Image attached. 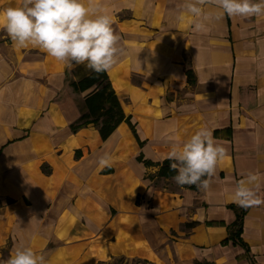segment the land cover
I'll return each instance as SVG.
<instances>
[{
    "label": "crops",
    "instance_id": "0c3cea01",
    "mask_svg": "<svg viewBox=\"0 0 264 264\" xmlns=\"http://www.w3.org/2000/svg\"><path fill=\"white\" fill-rule=\"evenodd\" d=\"M87 2L120 37L106 74L140 144L125 121L104 140L91 123L73 131L90 68L17 48L0 27V260L24 244L47 264H264V203L233 197L254 172L264 199V15L217 19L205 0L196 31L185 0ZM201 128L226 149L207 189L148 179L169 134L183 143Z\"/></svg>",
    "mask_w": 264,
    "mask_h": 264
},
{
    "label": "clouds",
    "instance_id": "9594fccd",
    "mask_svg": "<svg viewBox=\"0 0 264 264\" xmlns=\"http://www.w3.org/2000/svg\"><path fill=\"white\" fill-rule=\"evenodd\" d=\"M205 0H185L184 11L193 17V27L201 31L211 15L202 8ZM217 19L228 16L252 17L264 15V0H214ZM113 19L107 11L93 9L87 0H21L15 6L0 9V27L17 48L38 46L68 66L85 64L93 72L109 70L118 60L122 49L120 37L114 32ZM166 159L176 172L173 179L179 185H197L207 189L208 180L217 161L226 149L217 143L212 132L201 128L183 143L172 134ZM111 156L98 159L100 167L110 166ZM260 177L250 172L234 188V200L242 207L264 203L258 195ZM0 264H47L43 253L21 244Z\"/></svg>",
    "mask_w": 264,
    "mask_h": 264
},
{
    "label": "trees",
    "instance_id": "16d2710c",
    "mask_svg": "<svg viewBox=\"0 0 264 264\" xmlns=\"http://www.w3.org/2000/svg\"><path fill=\"white\" fill-rule=\"evenodd\" d=\"M188 77L192 75L190 69L186 70ZM76 89L79 92L89 90L83 97V111L79 117L70 125L73 131H76L80 126L93 124L102 140L107 138L111 132L122 122L125 121L130 128L132 134L138 140L134 125L125 116L120 102L116 97L106 72L96 73L91 69L89 72L81 76L75 83ZM146 165L158 166V170L154 175H148L149 180L156 177L154 184L159 186L160 179H173L176 172L170 168V161L164 159L161 162L144 161ZM206 177L202 178L205 179ZM197 189V185H181ZM172 189V188H171ZM194 222L184 223V227H192ZM239 228V227H238ZM239 231V229H238ZM118 261L121 259H117ZM138 261L139 260H133Z\"/></svg>",
    "mask_w": 264,
    "mask_h": 264
},
{
    "label": "rangeland",
    "instance_id": "374dc122",
    "mask_svg": "<svg viewBox=\"0 0 264 264\" xmlns=\"http://www.w3.org/2000/svg\"><path fill=\"white\" fill-rule=\"evenodd\" d=\"M159 185H163V183L159 182L158 183ZM176 181H172L170 182L169 184L167 183V185H164V186H167L168 188H175L176 187ZM110 264H145L143 262H138V261H127V262H123L122 260H115V261H112Z\"/></svg>",
    "mask_w": 264,
    "mask_h": 264
}]
</instances>
